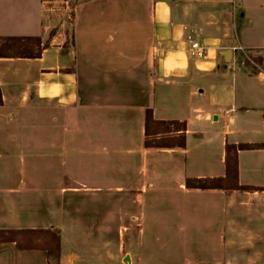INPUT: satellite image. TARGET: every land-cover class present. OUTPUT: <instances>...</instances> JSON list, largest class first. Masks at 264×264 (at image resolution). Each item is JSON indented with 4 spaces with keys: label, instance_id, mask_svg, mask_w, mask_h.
<instances>
[{
    "label": "crops",
    "instance_id": "1",
    "mask_svg": "<svg viewBox=\"0 0 264 264\" xmlns=\"http://www.w3.org/2000/svg\"><path fill=\"white\" fill-rule=\"evenodd\" d=\"M253 1L78 0L69 47L61 45V37L54 38L56 43L41 59H0V64L35 63L38 67L34 97L0 82V128L9 127L8 135L0 139L8 137L9 144L0 145V150L9 156L11 145L19 142L32 151L34 145L28 148V144L34 138L45 164L42 173L46 177L63 174L62 180L64 173L56 166L60 159L65 162L68 156L88 155L90 189L96 191L90 216L79 213L75 217V241L68 249L66 189L48 182L38 186L29 178L18 185L4 183L0 186V235L50 232L60 238V264H94L76 251L87 248L92 256L97 243L107 245L117 218L121 225L139 221L140 227H133L137 234L128 235L131 229L123 228L118 235L124 250L127 244L134 246L132 240L141 236L147 203L167 201L175 217L185 222L176 227L179 230L190 227L192 217L203 218L207 237L203 245L215 246L218 253L212 264H264V149L238 153L240 185L259 190H190L185 186L191 178L224 177L228 144H264V62L257 65L249 56L257 47L264 49V34L261 39L254 36L258 20L248 13L250 9L264 11V1ZM55 16L51 0H0V37H44ZM66 36L62 32L64 40ZM188 36L208 48L207 58L191 56ZM226 51L232 52L227 69ZM259 54L264 58V52ZM194 81L214 93L209 108L218 126L212 130L206 129H210L211 111L193 105L198 87L192 85L189 98L176 96L182 84ZM205 94L200 90L199 98ZM6 108L16 114L4 118ZM37 110L41 115L34 122L30 116ZM148 110L156 121L186 122V147L147 149ZM53 112L59 117H52ZM198 124L200 128H193ZM34 129L41 132L36 137ZM198 147L206 151L198 159L202 164L194 167L191 160L190 166L192 150ZM50 158L52 164L47 161ZM153 192L160 198L150 199ZM117 207L122 215H115ZM36 242L25 241L32 246L39 245ZM17 244H0V248H16V260L9 258L10 263L42 264L46 259L44 251L18 250Z\"/></svg>",
    "mask_w": 264,
    "mask_h": 264
},
{
    "label": "rangeland",
    "instance_id": "2",
    "mask_svg": "<svg viewBox=\"0 0 264 264\" xmlns=\"http://www.w3.org/2000/svg\"><path fill=\"white\" fill-rule=\"evenodd\" d=\"M259 1L264 0H254L253 3ZM51 2H53V5L55 6L56 15L58 16H55V21L51 26L48 35L40 37L42 40V44L46 47L45 50H47L49 46L51 48V45H53V43H56L53 41L54 38H57L56 40H59L61 37V45L63 44L65 47H69L72 44L71 37L73 32L74 19L73 10L76 4L78 3V0H51ZM248 13L254 20H258V23L256 22L255 24L256 28H254L253 34L255 37H257V39H261L260 35L264 34V11L250 9L248 10ZM63 23H65L66 26L62 27ZM64 31L67 35L66 40H64V37H62V32ZM59 34H61V36H59ZM57 43L59 44V42ZM257 48V51L253 52L254 54L249 55L251 60L256 61L259 58H263L261 57V54H257L260 52H264V49L262 47V49H260V47ZM262 55L264 56V54ZM245 62L250 63L249 61ZM37 68L38 67L35 63L21 64L20 62H17L14 64H0V75H2L0 77V82H5L7 86H13L19 90H22L24 95H26L27 97H34V95L36 94L37 86V80L34 78V76ZM230 68H234L233 65H231ZM14 74H17L18 77H13ZM132 84L135 86L137 85L136 82H133ZM192 85L195 86V88L198 87L196 81L192 83L182 84V86L178 88L180 89L179 92L176 89L178 92L176 96H181V99L189 98L190 89L191 87H193ZM200 88H202L206 92L203 99L199 98V91L202 90ZM15 92L16 94H18L17 91ZM0 93L2 97L1 90ZM213 99L214 93L210 92L209 87H198V89L195 90L193 105L195 104V107L200 108V110L205 109L211 111L212 109L210 110L209 107L212 104ZM37 111L38 112L34 113L35 115L29 113L31 114L30 117L33 119L34 122H38L37 119H40L41 111ZM14 112L16 111L13 110V108H6L3 112V116L4 118L11 117L16 114ZM53 113V115L51 114L52 117H59L57 116V113ZM22 117L23 113H21L19 120L20 118L22 119ZM214 120L215 116L211 111L207 119V125L210 129L206 128L207 130H212L213 127L218 126L214 123ZM195 123L197 124V122ZM8 128L9 127L4 126L0 128V139L3 140L4 137L8 135L6 133ZM193 128H200V126L198 124L195 125ZM151 131L155 133V131L157 130L152 127ZM40 133L41 132L37 129L33 130V135L35 137L38 136ZM2 134L3 136L5 134V136H1ZM163 137L169 136L167 135ZM151 139L154 140L155 137H152ZM30 142L31 144H28V148L29 145L31 147L34 145V147H32V151H30L29 149L26 151L20 145L19 142H14L11 145V154L9 156H6L3 150H0V186H2L4 183L9 185L10 183H12L13 185H18L19 183L24 182V179L26 180V178H29L31 181L34 182L35 185L38 186H42L45 182L46 184L54 183V186L58 185L60 188L66 189V223L64 226V234L65 241L68 242V249H72L74 245V243L72 242L75 241L76 232L75 217H79V213L82 214L80 217L88 218L90 216V208L92 207L91 201L94 198V195L92 193L96 192L91 191L90 189L91 171L89 156H68L65 158V162L61 161L60 159V164L56 166H58V168L63 171V180L61 178V175L63 176V174H49V176L46 177L45 174L42 173L43 171H45V164L42 157L40 156V151L37 150L38 144L36 143L34 138H32V141ZM8 144V137L4 141L0 140L1 146L4 147ZM6 151L10 152L9 147H7ZM204 153H206V151H204L201 147H198L195 150L193 149L191 153L193 159L190 158V166L192 160L194 167H200L202 161H198V159H202V157L205 155ZM47 161L52 164L54 162V159L50 158L47 159ZM63 165L65 166V171L62 170ZM190 170H192L191 167ZM6 171H8V175H5ZM59 177L60 179L59 181H57L56 179H58ZM148 177L149 176H147V178ZM105 193L107 192H103V194ZM147 196L149 197V195ZM151 198L155 200L156 198H160V195L158 196L157 193L153 192V195L150 196V199ZM115 215H122L120 207H117V209H115ZM145 215L146 217L144 220H142V225L139 230H142L140 238L138 239V237H135L132 240L133 243H135L134 246H130L129 244H127V249L124 250L120 245L121 243H123V241L122 239L118 238V235L119 231H121L123 228H125L123 229L125 231H130L131 229V231L127 233L128 235L133 233L137 234L138 229H133V227H140L137 226L139 221L133 223L131 220H128L126 222L124 221L121 225V223H118L121 221H119V219L117 218V220L115 221V223L117 224L114 225V228L112 229L113 231L110 229V236L112 237L109 236L107 245L104 243V241H102V243H97V250L92 251V256L89 253V249L80 247L79 250L76 251L77 255L82 256L84 259L82 257L81 258L86 262L95 261L94 264H212V262L210 261L214 257L218 256L217 248L215 246H212L211 249H207V247L203 245L204 237L206 239L207 237L206 235H203L204 230L202 217H192L193 219L188 222V224L191 226L179 230L176 227L179 225H184L185 222L182 221L180 217H175V215L171 212V207L169 206V203L167 201L163 203L156 202V205H153V203L150 202L147 203L145 207ZM119 227L122 228L119 229ZM36 233H38L37 236L33 235V238L36 237V240L34 239V243H37L36 241L38 240L39 245L37 244L32 246L29 243H25L26 240L30 241L31 236H28L27 238L25 236L21 237L19 235L16 236L13 234H1L0 244L14 243V241H18V250H22L25 248H34V250L44 251L46 259L43 258L42 264H60V258L58 259L57 256L55 257L58 248H60L57 244V239H59L58 243H60L59 236L57 237L56 235H53L50 232L36 231ZM15 250L16 248L10 246H2L0 248V264H12L10 263L12 260H10L9 258H15ZM7 254H10V257H8ZM13 263L16 264V261H14Z\"/></svg>",
    "mask_w": 264,
    "mask_h": 264
},
{
    "label": "trees",
    "instance_id": "3",
    "mask_svg": "<svg viewBox=\"0 0 264 264\" xmlns=\"http://www.w3.org/2000/svg\"><path fill=\"white\" fill-rule=\"evenodd\" d=\"M46 47L42 44L40 37H0V59H39L41 58ZM264 58L256 60L257 65H262ZM252 70L249 63H246ZM3 105L0 93V106ZM154 127L157 131L153 133L151 128ZM186 122L179 121H156L151 110H148L145 117V146L147 148L156 149H174L186 147ZM169 137H163V136ZM162 136V137H161ZM155 137L154 140L151 138ZM264 149V144L260 145H230L226 146V174L224 177L218 178H191L186 180L188 189L197 190H243L256 191L259 189L253 187L241 186L239 182L238 172V153L244 150ZM3 234H13L16 236H31L30 241L34 240L33 235L37 236L36 232H7ZM40 234V233H39ZM57 239V244L59 245ZM28 241V240H26ZM18 242V241H14ZM60 258V249L58 248L55 257Z\"/></svg>",
    "mask_w": 264,
    "mask_h": 264
},
{
    "label": "built area",
    "instance_id": "4",
    "mask_svg": "<svg viewBox=\"0 0 264 264\" xmlns=\"http://www.w3.org/2000/svg\"><path fill=\"white\" fill-rule=\"evenodd\" d=\"M188 41L191 43V56L201 60L208 57V48L195 41L191 36H188ZM242 50V49H240Z\"/></svg>",
    "mask_w": 264,
    "mask_h": 264
},
{
    "label": "water",
    "instance_id": "5",
    "mask_svg": "<svg viewBox=\"0 0 264 264\" xmlns=\"http://www.w3.org/2000/svg\"><path fill=\"white\" fill-rule=\"evenodd\" d=\"M223 57H224V60H225L224 68L227 69V65L231 63L232 52L231 51L224 52L223 53Z\"/></svg>",
    "mask_w": 264,
    "mask_h": 264
}]
</instances>
